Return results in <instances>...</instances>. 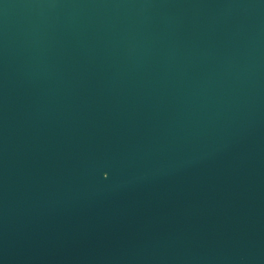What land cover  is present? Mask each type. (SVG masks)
I'll list each match as a JSON object with an SVG mask.
<instances>
[{"label": "water", "instance_id": "water-1", "mask_svg": "<svg viewBox=\"0 0 264 264\" xmlns=\"http://www.w3.org/2000/svg\"><path fill=\"white\" fill-rule=\"evenodd\" d=\"M0 264H264V0H0Z\"/></svg>", "mask_w": 264, "mask_h": 264}]
</instances>
